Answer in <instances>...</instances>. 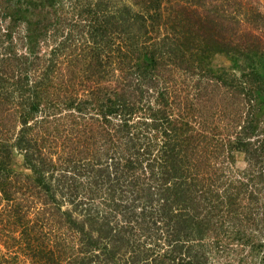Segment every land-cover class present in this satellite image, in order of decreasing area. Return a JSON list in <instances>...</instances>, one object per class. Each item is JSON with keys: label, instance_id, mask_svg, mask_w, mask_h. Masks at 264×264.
Returning <instances> with one entry per match:
<instances>
[{"label": "trees", "instance_id": "1", "mask_svg": "<svg viewBox=\"0 0 264 264\" xmlns=\"http://www.w3.org/2000/svg\"><path fill=\"white\" fill-rule=\"evenodd\" d=\"M0 264H264V0H0Z\"/></svg>", "mask_w": 264, "mask_h": 264}, {"label": "rangeland", "instance_id": "2", "mask_svg": "<svg viewBox=\"0 0 264 264\" xmlns=\"http://www.w3.org/2000/svg\"><path fill=\"white\" fill-rule=\"evenodd\" d=\"M223 64H224V65H227V62L224 61ZM21 163H22V161H21V157H20V156H19V157H16L15 160H14V165H15V168H17V170H22V168H21Z\"/></svg>", "mask_w": 264, "mask_h": 264}]
</instances>
